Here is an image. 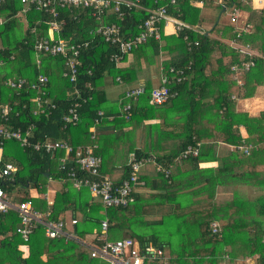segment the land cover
<instances>
[{"label": "trees", "instance_id": "16d2710c", "mask_svg": "<svg viewBox=\"0 0 264 264\" xmlns=\"http://www.w3.org/2000/svg\"><path fill=\"white\" fill-rule=\"evenodd\" d=\"M170 1L145 0L141 5L154 9ZM199 1L210 8L224 9L217 0H176L175 5L168 7L169 15L197 28L203 22ZM222 1L229 8L250 14L248 22L253 28L237 41L241 46L249 45L257 54H242L228 44L235 39L230 23L214 21L210 34L184 29L166 35L163 22L160 38L148 39L120 62L111 61L114 47L93 32L101 25L115 23L122 26L126 37L136 35L149 14L138 7L124 8V17L120 19L110 12L97 21L87 10L62 9L61 18L66 19V26L59 37L90 44L81 52L74 83L62 77L64 59L60 56L46 57L41 66L37 65L33 46L38 38L48 35L50 16L40 11L28 12V27L21 35L17 15L22 5L8 0L0 6V127L25 130L34 124L31 143L68 142L73 148L95 144L94 152L102 158L100 171L106 176L109 164L118 156L115 147L120 144H135L124 155L128 157L124 164L126 177L132 154L154 159L139 175L145 183L139 188L150 193L138 190L134 202L127 207L105 209L87 187L74 188L73 179L60 167L65 157L63 150L35 151L13 138H0V170L7 164L16 169L11 176L0 179V187L16 202L31 201L34 209L45 213L49 220L68 221V217L71 220L76 216L79 221L69 230L80 241L92 242L93 229L108 220L111 233L125 230L124 236L134 238L141 250L150 246L163 249L168 264H235L250 259L264 264V109L253 115L238 107L240 102L256 97L264 85V8L253 9L250 0ZM32 27H37L36 35L30 32ZM195 42L198 46H194ZM159 58H163L161 79L171 77L172 68L184 69L186 79L172 84V89L178 91L176 97L154 107L149 98L155 87L149 81H140V74L156 65ZM244 62L255 65L241 74L238 83L231 67ZM41 74L48 78V83L40 89H31L30 84L16 94L6 84L17 78L34 83ZM110 75L126 88L143 85L146 93L136 102L123 99L119 107L104 108L109 100L106 77ZM42 90L47 91L56 106L49 116L34 101ZM76 91L82 96L80 121L66 127L63 116L76 98ZM126 103L132 107L129 119L123 111ZM5 106L12 109L2 118ZM100 110L104 116L93 140L92 128ZM189 145L197 147L198 155L177 162L176 158ZM157 165L170 167L171 175L157 171ZM75 168L82 177L78 166ZM54 184L59 188L49 205L46 194ZM238 186L260 193L253 199L246 198L237 190ZM220 188L232 192L231 197L218 199ZM31 190L37 192L36 196L30 194ZM212 223L220 225L218 232H212ZM19 224L17 214H0V264H108L90 257L78 241L47 238L41 226L25 242L16 233ZM155 226L165 232L168 228L167 236H160Z\"/></svg>", "mask_w": 264, "mask_h": 264}, {"label": "built area", "instance_id": "2783aa9c", "mask_svg": "<svg viewBox=\"0 0 264 264\" xmlns=\"http://www.w3.org/2000/svg\"><path fill=\"white\" fill-rule=\"evenodd\" d=\"M8 0H0V6L6 3ZM22 5L20 13L28 14L30 11H40L49 15L50 18L47 21L48 35L38 38L33 46L36 62L38 66L42 65L43 59L46 57L60 56L64 59V71L62 77L68 79L70 82H75L78 77V67L80 66L81 52L88 49L89 42H69L59 37V34L66 26V19L61 18L62 9H84L87 10L89 15L100 21L108 13L116 15L119 19L124 17V8L138 7L146 11L149 15L139 25V32L136 35L129 37L125 36L122 26L112 23L99 26L93 34L100 36L106 43L114 47V54L111 55L110 60L120 62L125 55L138 48L142 44L146 43L148 39L154 37L160 38L162 29L161 23L165 25L172 24L175 27V32L182 31L184 29H192V27L178 19L171 17L168 12L170 5H175L176 0H171L169 4L160 5L157 8L150 9L144 5L145 0H16ZM157 3V0H155ZM204 3L201 1L200 3ZM242 2H248V0H242ZM143 3V5H141ZM220 3H223L220 0ZM223 8H225L223 4ZM241 10L234 8L229 15L230 24L234 27L235 39H232L231 45L239 50L242 54L255 53L250 49L249 45L241 46L237 39L242 38L243 34L249 32L252 29V25L247 19L240 20ZM19 13V14H20ZM18 14V15H19ZM17 15V16H18ZM166 26L164 27V33L166 32ZM31 34H37V27H32ZM191 42L188 46L191 47ZM194 46H198V42L194 43ZM254 62H244L241 65H234L231 67L233 72V78L241 83L240 76L244 72L250 71L254 67ZM190 69V67H189ZM171 77L164 76L161 79V86L152 89L149 104L157 107L165 104L170 99L178 95V91L172 89L173 83H180L186 79L184 69L170 70ZM118 81H120L118 79ZM48 78L44 75H39L38 79L34 83H30L26 78H17L6 82L16 94L25 87L31 84V89H40L46 87ZM41 95L34 99L43 109L41 110L46 116L50 115L52 109H55V104L51 102L48 97L47 91H39ZM146 93V88L143 85L131 87L124 92L122 100H131L133 102ZM81 92L76 91V98L72 101V105L69 107L68 113L63 116V123L67 126H75L80 121L79 109L81 107L80 99ZM235 98V97H233ZM12 108L3 107L1 114L2 118L6 117ZM131 104L126 103L123 107L124 113H126L127 119L131 117ZM104 116V111L98 112L93 128L92 139L96 137V127L101 123V118ZM36 126L32 124L27 129L16 128L9 130L4 127H0L1 139H15L21 143L22 146L31 147L35 151L46 150L48 153H55L59 150L65 152V157L61 159L60 167L67 172L68 176L73 179V186L76 189H80L85 186L89 189L93 198L101 201L105 208H119L127 207L133 203L138 187H143L145 183L139 180L141 171L148 165V163L154 161L152 157H138L136 154H132L129 160V171L127 177L120 183H115L111 178L101 173L102 158L95 154L97 145L80 146L73 148L68 142H59L45 140L43 142L31 143L30 137L34 132ZM242 149V148H240ZM199 153L197 147L189 145L177 158L176 161L182 163L189 155L197 156ZM75 165L78 166V171L82 174L79 177ZM16 169L13 165L7 164L0 170V179L3 180L14 173ZM157 171L165 173L166 176L171 175V168H163L161 165H157ZM46 199L49 205H52L54 198L50 197L49 193L46 194ZM13 212L18 215L20 224L16 229V233L19 234L25 242H28L30 236L41 226L47 238H59L66 237L69 240H75L80 242L82 250L86 251L90 257L99 258L106 261L108 264H147V260L150 264H168L167 257H163L164 251L161 248H154L152 246L146 248V251L140 249L137 241L132 237L113 238L110 232V226L108 220L101 222L99 233L93 235L92 242H84L78 239V236L69 230L68 221H52L47 219V215L34 209L31 201L16 202L14 196L8 195L0 187V214H8ZM78 218L73 216L70 220L71 227L78 223ZM220 225L218 223H212V232L219 231Z\"/></svg>", "mask_w": 264, "mask_h": 264}, {"label": "crops", "instance_id": "0c3cea01", "mask_svg": "<svg viewBox=\"0 0 264 264\" xmlns=\"http://www.w3.org/2000/svg\"><path fill=\"white\" fill-rule=\"evenodd\" d=\"M250 1H251L252 8L255 9V10H262L264 8V0H250ZM200 2L201 1H199L197 3H198V6L203 7L202 14H201V16L203 18V22H202V24L199 25V27L192 28V29H196V30L200 31L201 33H206L208 31L207 34L208 33L210 34L211 33V30L213 28V23L212 22L211 23L209 22L210 19H211V17H212V11L208 10L210 7L204 6V3L203 2L200 3ZM217 2L220 5H222V6L224 4V3H220V0H217ZM224 6H225V8L223 9V11L229 10V13H228V16H229L230 15V12H231V10L233 8L232 7H230V8L227 7L226 4H224ZM249 15L250 14L248 12H245V11H242L241 10V12H240V20L242 21L244 19H247V21H248L249 20ZM226 22L230 23L229 19H227L225 21V23ZM252 28H253V25H252ZM165 29H166V32H165L166 35L176 34L175 27L172 24L167 25ZM231 41L232 40L229 41V43H228L229 45H231ZM255 54H257V53L255 52ZM161 60H163V58L157 59L158 63L156 65L150 66L149 68H147L144 71V73H141L140 74V81H144V82L149 81L151 83L152 87L159 86L160 79H161V73H160L161 72L160 71L161 70L160 68H161V65H162L161 64L162 63ZM132 86H130V87H132ZM126 89H129V88H126L125 87L123 89V91L121 92L120 98L123 97V93L126 91ZM258 93H259V96H256V97L250 98V99H246V100L240 102V104L238 105L239 109L242 110V111L249 112V113H251L253 115L257 114L258 111L260 112L262 109H264V105H263L264 104V85L259 88ZM255 99H257V100L260 101V103H261L260 104V107L261 108H259L257 111H254V110L253 111H250L249 109H246V108H248V105L250 103L254 102ZM246 104H247V106H245ZM221 150L222 151L225 150L224 145H221ZM208 166H211V164H202V167H208ZM107 170H108V176H110V178H112V180L115 181V182H121L124 178H126L125 165H118V163H114V161H113L112 163L109 164ZM58 186H59L58 184H54L52 186V188H49L48 193H49L50 197H53V198L55 197V192H57V190H58L57 187ZM137 191L138 192H143V193H150V191H148V189L145 190V188H139V187H138ZM226 192H230V191H227L226 189L220 188L219 189V192H217L218 199H220V198H222V199H228L227 197L226 198L223 197V195L228 194ZM30 194L32 196H36L37 192L35 190H31L30 191ZM231 195H230V197H231Z\"/></svg>", "mask_w": 264, "mask_h": 264}, {"label": "rangeland", "instance_id": "374dc122", "mask_svg": "<svg viewBox=\"0 0 264 264\" xmlns=\"http://www.w3.org/2000/svg\"><path fill=\"white\" fill-rule=\"evenodd\" d=\"M208 10L212 11V17L209 21L210 23L211 22L213 23L214 21H216V22L220 21L221 23L228 24V22L225 23V21L227 19H229V16H228L229 10L222 11L218 8H211V9L209 8ZM17 17L20 21L19 26L20 27L22 26V28L19 30V34L23 35V34H25L24 31L28 27V16L26 14L20 13ZM0 46H1V42H0ZM7 68H9V66ZM124 88H125L124 83L122 81H118V78L116 79L113 75L107 76L106 77V91H107V95H108L109 100L105 104H103V107L104 108L105 107H111V106L119 107L121 105L119 102V99L121 96V92L123 91ZM257 96H259L258 91H257ZM260 104H261L260 101L255 99L254 102L250 103L248 105V108H246V109H249L250 111H253V110L257 111L259 108H261ZM245 106H247V104ZM135 143H137V142H135ZM104 145H102V147H104ZM134 146H135V144H130V143H127L126 145L120 144V145L116 146L115 148L118 151V156H117V159L114 160V163H119L118 165L126 164L128 162V157H124L125 152L130 148L133 149ZM137 146H138V144H137ZM49 188H52V186H50ZM57 188H59V186ZM237 190L240 191L243 196H245L246 198H250V199H253L254 197L259 195V193H260L256 189L251 188V187H247V186H238ZM226 193H228V194L223 195V197H225V198L227 197L229 199L230 195L232 193L231 192H226ZM95 200H98V199H95ZM98 201H100V200H98ZM105 209H107V208H105ZM106 211L107 210H105V212ZM149 218L152 219L153 217H149ZM68 223H69V228H71L69 217H68ZM154 229L157 233H159L160 236H162V237L167 236L166 232H167L168 228H167L166 232H165V229H162V227L155 226ZM98 233H99V228L93 229V232H92L93 235L98 234ZM124 235H126L125 230L124 231L119 230L116 233H111V236L113 238H121V237H124ZM235 264H255V260L250 259V260H247L245 262L242 261V262L235 263Z\"/></svg>", "mask_w": 264, "mask_h": 264}]
</instances>
